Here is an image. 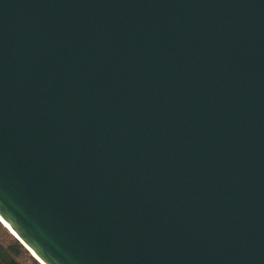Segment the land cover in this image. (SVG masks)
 I'll use <instances>...</instances> for the list:
<instances>
[{
    "label": "water",
    "instance_id": "obj_1",
    "mask_svg": "<svg viewBox=\"0 0 264 264\" xmlns=\"http://www.w3.org/2000/svg\"><path fill=\"white\" fill-rule=\"evenodd\" d=\"M0 216L41 264H264V0H0Z\"/></svg>",
    "mask_w": 264,
    "mask_h": 264
},
{
    "label": "trees",
    "instance_id": "obj_2",
    "mask_svg": "<svg viewBox=\"0 0 264 264\" xmlns=\"http://www.w3.org/2000/svg\"><path fill=\"white\" fill-rule=\"evenodd\" d=\"M0 264H41L1 221Z\"/></svg>",
    "mask_w": 264,
    "mask_h": 264
},
{
    "label": "bare ground",
    "instance_id": "obj_3",
    "mask_svg": "<svg viewBox=\"0 0 264 264\" xmlns=\"http://www.w3.org/2000/svg\"><path fill=\"white\" fill-rule=\"evenodd\" d=\"M0 220L3 221V219L1 218V216H0ZM3 222H4V221H3ZM4 224H5L6 226L10 227V225H9L8 223L4 222ZM34 255L39 259V257H38L35 253H34Z\"/></svg>",
    "mask_w": 264,
    "mask_h": 264
}]
</instances>
